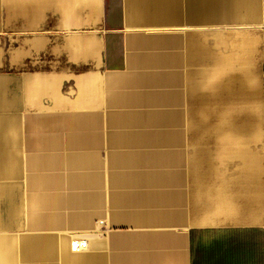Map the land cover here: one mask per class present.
Masks as SVG:
<instances>
[{
	"label": "crops",
	"instance_id": "crops-1",
	"mask_svg": "<svg viewBox=\"0 0 264 264\" xmlns=\"http://www.w3.org/2000/svg\"><path fill=\"white\" fill-rule=\"evenodd\" d=\"M0 264H264V0H0Z\"/></svg>",
	"mask_w": 264,
	"mask_h": 264
},
{
	"label": "built area",
	"instance_id": "built-area-1",
	"mask_svg": "<svg viewBox=\"0 0 264 264\" xmlns=\"http://www.w3.org/2000/svg\"><path fill=\"white\" fill-rule=\"evenodd\" d=\"M81 246H83V245H82V244H79V243H76V242L73 244V248H74L75 250L80 249Z\"/></svg>",
	"mask_w": 264,
	"mask_h": 264
}]
</instances>
